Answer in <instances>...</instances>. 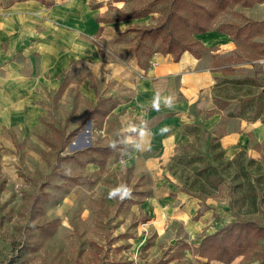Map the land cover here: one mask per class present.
<instances>
[{
    "label": "rangeland",
    "instance_id": "obj_1",
    "mask_svg": "<svg viewBox=\"0 0 264 264\" xmlns=\"http://www.w3.org/2000/svg\"><path fill=\"white\" fill-rule=\"evenodd\" d=\"M252 1L91 0L108 8L102 15L105 20L147 14L132 30L145 56L164 51L175 38L204 54L194 43L199 25L229 34L235 49L210 53L217 74L212 106L224 112L223 132L234 129L240 119H258L264 126V0ZM47 98L46 111L29 115L24 124L9 122L16 109L5 114L0 108V264L16 254L23 255V264H133L134 258L139 264H190L193 248L221 227L264 226V178L256 191L247 185L234 190V172L227 177L219 160L213 159L220 147L212 146L222 129L215 131L217 137L211 133L207 138V130L192 126L185 130L194 136L193 142L177 149L168 168L184 180L194 168L219 165L220 172L199 177L219 187L211 196L192 192L200 200L198 213L188 219L192 227L149 234L141 206L154 191V179L120 161L125 142L118 119L104 124L102 113L94 111L77 89L69 93L67 103L54 92ZM97 103L105 109L111 104ZM80 107L82 114H77ZM250 136L253 151L241 150L232 159L241 155L244 164L254 159L252 176L264 174V129L261 134L252 130ZM83 140L93 143L77 148ZM224 156L231 158L225 151ZM205 211L210 215L202 225ZM240 229L236 226L226 238L229 244ZM241 256L244 264H264V236Z\"/></svg>",
    "mask_w": 264,
    "mask_h": 264
},
{
    "label": "crops",
    "instance_id": "obj_2",
    "mask_svg": "<svg viewBox=\"0 0 264 264\" xmlns=\"http://www.w3.org/2000/svg\"><path fill=\"white\" fill-rule=\"evenodd\" d=\"M107 9L91 0H0V108L5 114L16 109L9 122L24 124L29 115L46 111L50 92L67 103L77 89L102 113L104 124L118 119L125 142L120 161L154 179V191L141 206L148 233L187 229L193 226L188 219L198 213L200 200L168 168L177 149L194 140L185 127L202 126L207 138L211 133L217 137L215 131L222 129L218 142L228 159L241 150L252 152L250 132L261 134L264 129L258 119H240L234 129L223 132L224 112L212 106L217 74L210 53L232 52L236 43L229 34L208 29L194 33L205 48L199 57L189 50L179 59L161 50L145 56L136 49L132 30L147 14L105 20ZM100 100L111 104L105 109ZM203 109L213 110L202 116ZM77 114H82L81 107ZM92 143L83 140L77 148ZM241 255L226 263L193 252L190 264H244Z\"/></svg>",
    "mask_w": 264,
    "mask_h": 264
},
{
    "label": "trees",
    "instance_id": "obj_3",
    "mask_svg": "<svg viewBox=\"0 0 264 264\" xmlns=\"http://www.w3.org/2000/svg\"><path fill=\"white\" fill-rule=\"evenodd\" d=\"M41 1H45V0H41ZM235 1L236 2L244 1L245 5H250L253 3L252 0H250V2H248V0H235ZM209 13L211 15V12ZM142 15L143 14L134 12L132 14H124L123 17L130 18V17H138ZM174 15L175 12H172L170 14L169 16L170 22L174 17ZM196 16H198V14ZM207 30L208 29L204 25H199L195 27L193 33H201ZM147 31L150 32L152 31V29H149ZM194 43L198 44L200 48H202V50L205 49L203 45L200 43V41H198L196 38L194 39ZM177 47L179 49H176ZM139 48H140V43H138L136 46V49ZM186 50L191 51L193 54H195L198 57L201 55L199 51H195L193 48L185 46L184 42L180 38H175L171 40L169 42L167 49H165L164 52L174 53L175 58L179 59L180 54ZM83 123L84 122L80 124L79 128L83 125ZM218 147H220V144L218 141H216L213 144L212 149L215 150ZM240 158L241 155H239L234 159H228L224 156V151L222 149L216 152L213 157L214 160H219L220 166L219 165L218 166L223 168L221 171L225 175H227V177L234 172L233 175L234 190L237 187H242L243 185H247L248 187L256 191L261 180L264 178V174L256 175V180L253 181L255 176L254 175L252 176L251 174V166L254 164L255 160L250 159L246 164H244V162L241 161ZM218 166L215 164H207L202 168H194L195 171L194 174H187L184 180L183 178H181L184 183L185 189L192 192H198L200 194L205 193L207 196H211V194L216 189H218L219 183L215 182L209 185L208 182L199 180V177H202L206 174L220 172ZM251 176L253 177L252 180L250 178ZM239 178H241V180H239ZM255 201H256V197H253V202L255 203ZM236 226H238L241 229L237 232L236 235L234 234V236H236V239L229 244L226 238L229 235H232V233H234V228H236ZM263 236H264V226L255 225L253 223H242V224L230 223L224 226L223 228H221L220 230H218L217 232H215L214 234L208 235L205 238H203L200 244L194 248V253H197L205 257L217 259L226 263H230L235 258V256L245 253L246 249L252 246L254 240H257ZM23 262H24L23 255L16 254L8 262H5L3 264H23Z\"/></svg>",
    "mask_w": 264,
    "mask_h": 264
},
{
    "label": "built area",
    "instance_id": "obj_4",
    "mask_svg": "<svg viewBox=\"0 0 264 264\" xmlns=\"http://www.w3.org/2000/svg\"><path fill=\"white\" fill-rule=\"evenodd\" d=\"M133 261H134L133 264H138V261L136 258H134Z\"/></svg>",
    "mask_w": 264,
    "mask_h": 264
}]
</instances>
